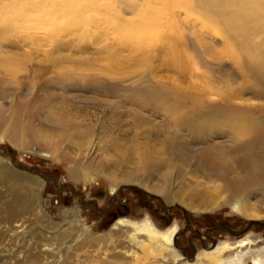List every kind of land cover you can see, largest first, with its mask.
I'll list each match as a JSON object with an SVG mask.
<instances>
[{
	"label": "rangeland",
	"instance_id": "obj_1",
	"mask_svg": "<svg viewBox=\"0 0 264 264\" xmlns=\"http://www.w3.org/2000/svg\"><path fill=\"white\" fill-rule=\"evenodd\" d=\"M181 7V18L185 15L183 22L189 31L180 23L177 27L168 23L164 32L129 38L135 47L128 51L105 48L102 39L109 37L111 42L114 36L88 30L57 36L4 31L11 15L0 13V39L4 38V45L0 42V166L22 178L21 192L33 204L26 212L18 208V216L8 220L4 204L12 198L7 195L8 188L0 185V194H6L0 202V264H168L133 246L125 230L114 229L120 218L140 222L147 217L160 230L178 225L176 249L183 257L178 264L195 263L205 251L248 236L258 238L256 244L243 249L248 254L247 264H253L250 255L264 248V199L248 201L256 217L235 212L228 204L227 186L208 172H199L196 160L188 162L183 175L174 168L148 174L149 155L155 162L166 160L169 146L158 142L157 137L174 132L177 117L181 125L187 124L198 101L219 104L230 92L239 93L243 81L239 67H243L244 55L221 43L208 51L202 48L191 30L221 31L206 20L196 1L181 0ZM44 15L31 12L26 15L27 24L41 22ZM196 21L203 26L193 25ZM179 55L190 69L185 76L173 68ZM170 58L174 64L169 63ZM165 60L169 66H164ZM41 70L49 73L42 75ZM93 78L117 85L147 80L149 85L171 91L181 109L174 117L164 115L163 110H143L126 103L122 95L113 98L92 90L83 92ZM43 86L49 91L40 92ZM69 86L74 90L64 93ZM50 94L92 97L106 105L96 110L89 105L81 114H66L69 126H59L55 123L65 115H51L53 110H42L36 103L39 95L44 99ZM250 97L247 94L244 99ZM110 102L117 108H110ZM15 131L17 142H12ZM180 136L189 146L186 151L196 153L200 146L192 141L189 129ZM113 186H117L114 195ZM165 196L170 197V204ZM185 202H191L195 210ZM206 204L213 209L199 211ZM88 238L97 239V243L86 244Z\"/></svg>",
	"mask_w": 264,
	"mask_h": 264
},
{
	"label": "bare ground",
	"instance_id": "obj_2",
	"mask_svg": "<svg viewBox=\"0 0 264 264\" xmlns=\"http://www.w3.org/2000/svg\"><path fill=\"white\" fill-rule=\"evenodd\" d=\"M194 1L202 8L206 20L217 26L227 40L220 33L207 28H204L205 30L200 28L199 31L191 30L192 35H197V43L205 50L210 46L213 47L215 43H221L224 48L238 49L244 55L243 67H239L243 81L241 88L239 87V93L230 92L219 104L203 103V100L195 102L196 111L187 124L181 125L177 117L174 121L175 131L168 136L157 137L158 142L166 144V147L169 146L166 160L155 162L151 155L147 159L145 158L150 162V165L147 166L148 174L153 175L163 168H174V170L177 169L179 175H183L188 162L196 160L198 166L196 168L199 172L203 174L208 172L209 176L211 175L227 186L228 204L235 212L247 217H256L250 212H254V210L250 208L248 201L253 197L264 199V104L252 102V100L264 101V0ZM1 2H5V5L0 4V13L11 15L12 18L7 20L3 26L4 31H20L22 33L33 31L38 34L41 32L59 35V33L72 34L88 30L98 33L97 35L114 36L111 42L109 37L102 40L106 41L105 48L117 51H128L135 47V44L133 45L129 41L132 36H139L138 39H140L141 35L146 36L157 31L164 32L168 23H171L172 27L173 25L177 27L180 23L186 29L183 22V19H186L185 15L181 18V0H2ZM31 12H43L46 18L37 24L28 25L29 19L28 17V20L26 19V15ZM59 15H64L66 19L59 20L62 17ZM193 25L203 26L199 21L194 22ZM48 38L50 37L47 36ZM178 38L180 37L178 36ZM1 39L4 40V38ZM1 39L0 42L3 43ZM36 40L34 39V42ZM178 41L176 46L182 42V40L179 41L180 43ZM169 43L173 44V42ZM20 46L19 48H21ZM59 48L62 47L59 46ZM181 49L178 51L181 52ZM182 53L184 54V52ZM163 55L166 57L167 54H162V57ZM169 60H165L167 63L164 64L165 67L169 66L168 61L171 63L172 58ZM174 60L178 63L173 65V68H177L182 76L190 72L189 66L185 65L180 55ZM193 66L195 69L196 65ZM41 71L42 75L49 73L47 70ZM92 80L90 86L83 88V92L89 93L92 90L100 94L105 93L113 98L122 95L125 97L123 98L126 99V103L137 105L143 110L156 112L163 110L164 115L171 113L174 117L179 114L181 109V104L177 105L180 103L179 100L178 102L173 101V97L170 95L171 91H166L157 85H149L150 82L147 80H138L130 85H117L94 78ZM47 86H43L40 92L49 91L50 88ZM65 90L66 92H63L67 93L74 89L69 86ZM247 94L251 95L250 99H244ZM39 97L40 95L36 98L39 108L44 110L47 107L53 110L54 112L48 111L51 115H65L55 123L59 126L66 124L69 126L70 122L65 119L66 114L71 116L75 112L81 114L83 108L89 105L95 110L103 109L106 105L103 103L104 101L92 97L83 99V97L77 96L66 97L63 94H50L49 98L44 99ZM237 100H239V104L236 102ZM109 106L113 110L117 108V105L111 102ZM15 127L17 128L18 125L16 124ZM187 129L191 132L192 141L196 147L200 146L196 153L192 151L193 155L186 151L189 146L186 147L185 142L180 138V134ZM17 138L15 131L11 137L12 142H17ZM145 146H149V143H145ZM43 156L51 158L47 154ZM21 182L20 176L0 166V185L8 188L7 195L12 198L11 201L4 204L3 212L8 220H13L18 216V208L25 212L33 208V204L27 201L21 192ZM116 192L117 186H113L111 194L114 195ZM5 195L0 194V202ZM165 201L169 204L172 202L168 196H165ZM184 205L194 209L191 202H185ZM211 209L213 206L206 204L200 207L199 211L206 212ZM114 229L125 230L130 243L144 253L152 255L154 259L160 258L162 262L168 264H178L183 259L176 249L175 239L179 232V227L176 224L166 230H160L149 217L140 222L120 218L116 221ZM257 242L258 238L254 239L248 236L236 243H221L215 250L205 251L201 256L196 257V262L192 264H247L245 257L248 254H245L243 249ZM85 243L93 246L97 243V239L88 238ZM262 251L256 255H250L249 259L253 264H264V248ZM226 254H232V257L225 258ZM133 257L136 258L137 255Z\"/></svg>",
	"mask_w": 264,
	"mask_h": 264
}]
</instances>
